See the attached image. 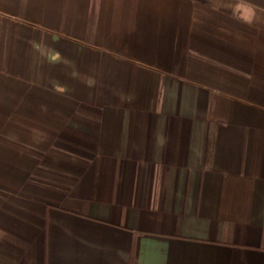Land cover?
<instances>
[{
	"label": "crops",
	"instance_id": "0c3cea01",
	"mask_svg": "<svg viewBox=\"0 0 264 264\" xmlns=\"http://www.w3.org/2000/svg\"><path fill=\"white\" fill-rule=\"evenodd\" d=\"M0 264H264V0H0Z\"/></svg>",
	"mask_w": 264,
	"mask_h": 264
}]
</instances>
